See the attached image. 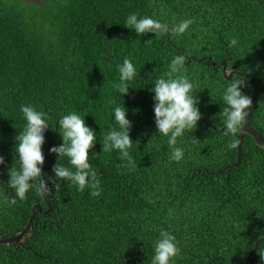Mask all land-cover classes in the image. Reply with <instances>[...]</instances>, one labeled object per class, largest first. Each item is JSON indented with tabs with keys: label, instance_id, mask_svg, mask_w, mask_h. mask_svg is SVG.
Wrapping results in <instances>:
<instances>
[{
	"label": "trees",
	"instance_id": "trees-1",
	"mask_svg": "<svg viewBox=\"0 0 264 264\" xmlns=\"http://www.w3.org/2000/svg\"><path fill=\"white\" fill-rule=\"evenodd\" d=\"M132 13L170 26L195 22L180 36H140L124 26ZM177 55L187 56L180 74L193 83L201 112L197 127L177 138L179 162L156 128L151 90ZM125 58L137 74L123 96L114 84ZM222 62L227 73L248 74L250 124L264 138V0H0V238L21 233L34 205L49 209L35 188L9 202L8 170L20 167L15 138L26 126L21 105L48 116L43 168L52 207L36 214L21 244L0 245V264H152L161 230L181 250L171 264H264V241L249 260L264 238V149L245 135L241 163L230 169L238 139L225 134L223 94L243 78L227 79ZM117 106L132 122L134 170L118 150L102 151L103 135L119 130ZM73 111L96 132L89 162L97 197L53 172L57 162L71 168L50 149L62 145L58 121Z\"/></svg>",
	"mask_w": 264,
	"mask_h": 264
},
{
	"label": "clouds",
	"instance_id": "clouds-1",
	"mask_svg": "<svg viewBox=\"0 0 264 264\" xmlns=\"http://www.w3.org/2000/svg\"><path fill=\"white\" fill-rule=\"evenodd\" d=\"M195 21L184 19L179 23L170 26L162 23L159 19L149 16L139 17L132 13L127 17L124 26L135 30L137 34L143 36L147 33H154L161 36L171 33L173 36L183 35ZM238 44V38L233 37L229 41V46L234 47ZM187 60L186 55H177L169 65V71L155 81L154 88L151 90L154 95V114L155 125L163 136L168 137V146L171 152L170 160L179 162L184 155V150L177 147V138L184 132L196 128L201 120V112L198 108V99L192 95L194 90L193 83L187 75H181ZM96 66V65H95ZM94 67V66H93ZM136 68L128 58L123 60L119 66V84L114 87L124 96L129 92L126 86L127 81H131L136 76ZM166 77V78H165ZM244 81L232 79L223 94L225 107L222 108L221 115L225 118V134H235L240 131L249 115L252 107V99L241 90ZM21 112L26 120V126L16 136L15 152L19 160V170L14 166L8 170L10 180L8 186L14 190L15 195L9 200L11 204L16 203V198L26 199V194L33 188L40 195H45L50 191L48 180L42 178V167L45 164L43 146L45 144V132L49 128L48 116L43 111H38L32 105H21ZM115 121L119 130L113 128L110 132L103 135V153L118 150L120 158L127 163L123 167L134 170L135 161L129 153L133 140L130 136L132 122L127 118L128 110L125 107L117 106L114 110ZM59 134L63 143L60 146H53L51 153L57 154L58 160L67 157L70 167L57 162L53 167L55 178L66 180L78 187L83 192L86 187L93 191V197L101 195L100 179L97 170L89 162L90 151L96 144V132L86 124L84 118L76 112L63 115L59 121ZM235 148V142L228 145ZM5 164V159L0 155V165ZM74 169V171H73ZM54 187L59 189L60 185L54 180ZM155 254L152 264H171L180 254V248L176 237L166 230L159 232V238L154 244ZM264 259V252H259Z\"/></svg>",
	"mask_w": 264,
	"mask_h": 264
},
{
	"label": "water",
	"instance_id": "water-1",
	"mask_svg": "<svg viewBox=\"0 0 264 264\" xmlns=\"http://www.w3.org/2000/svg\"><path fill=\"white\" fill-rule=\"evenodd\" d=\"M209 59H211V57H209ZM212 65L215 66V62H212ZM219 66L223 67V69H222L223 70V74H224V76L227 79H231L233 75H238V76L242 77L243 81H244V88H245V91H246V95L251 98L250 90H249V87H248V80H249L248 74L240 73V72H237V71H231V72L227 73V64H226V62H222ZM252 107H253V104H252ZM252 107L249 109V115L246 118L245 123L241 127L240 131L235 134L237 139H238V145H237L238 155H237V162L234 163L233 165H231L230 169H233L234 167L239 166L240 163H241V159H242V145H243V142H244V136L245 135H249V136L253 137L255 139L256 143L258 144V146H260L261 148L264 149V138H263V136L257 130H255L250 124ZM43 154L45 156V152H43ZM41 167H42V178L46 179V176H45V173H44V168H43V166H41ZM44 198H45V200L47 202V205L49 206V209L46 210V211H43L39 204L34 205L33 206L32 216L30 217L29 222L26 225L25 229L21 233L15 235L13 237H10V238H7V239L0 238V245H7V244H11V243H14V244L21 243L22 239L28 233L29 229L33 225V222H34L36 214L37 213H41V214L51 213L52 207H51V204L47 201V194L44 195ZM263 241H264V238L260 239L256 243L255 249L253 250V252L249 256V260L250 261H251L252 255H254L255 251L257 250L259 243H261Z\"/></svg>",
	"mask_w": 264,
	"mask_h": 264
},
{
	"label": "flooded vegetation",
	"instance_id": "flooded-vegetation-1",
	"mask_svg": "<svg viewBox=\"0 0 264 264\" xmlns=\"http://www.w3.org/2000/svg\"><path fill=\"white\" fill-rule=\"evenodd\" d=\"M21 244V243H20ZM16 245V244H15Z\"/></svg>",
	"mask_w": 264,
	"mask_h": 264
}]
</instances>
